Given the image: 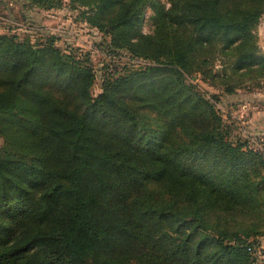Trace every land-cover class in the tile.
Masks as SVG:
<instances>
[{
    "label": "trees",
    "instance_id": "obj_1",
    "mask_svg": "<svg viewBox=\"0 0 264 264\" xmlns=\"http://www.w3.org/2000/svg\"><path fill=\"white\" fill-rule=\"evenodd\" d=\"M70 2L111 35V57L127 48L167 64L125 68L92 95L91 65L75 51L0 33V131L8 137L0 144V264H255L249 237L264 235V157L247 138L233 140L211 99L181 76L200 71L217 85L221 73L211 62L238 49L232 68L240 78L254 67L264 78V53L249 46L264 0ZM148 6L155 24L145 32ZM160 80L172 122L200 137L196 145L162 146L129 104L135 89L154 90ZM254 156L259 162L249 163ZM153 181L174 200L154 199ZM181 196L201 203L186 211L177 205ZM221 201L224 226L214 229L205 218Z\"/></svg>",
    "mask_w": 264,
    "mask_h": 264
},
{
    "label": "rangeland",
    "instance_id": "obj_2",
    "mask_svg": "<svg viewBox=\"0 0 264 264\" xmlns=\"http://www.w3.org/2000/svg\"><path fill=\"white\" fill-rule=\"evenodd\" d=\"M60 1V6L44 8L35 6V3L31 4L30 0H0V33L6 32L9 35L14 33L18 40L28 41L34 46L53 41V45L62 51H75L77 57L84 60V63L87 61L91 65L94 73L90 85L92 95H97L103 90L105 78L123 73L127 68L135 70L144 69L150 65L167 64L152 59L147 60L141 56L134 57L127 48H120L117 53H112L114 56L111 57V48L108 42L111 35L87 22L79 9L71 5L70 0ZM163 1L167 5L169 4L168 0ZM153 14L154 10L148 6L143 23L145 32H150L154 28ZM251 28L253 36L250 38L249 46H252V50L260 55L264 53V7L252 23ZM220 40V35L213 36L214 44L220 45ZM237 51L238 49L226 50V54L215 57L211 62L215 71L221 73L217 85H212L200 71L192 74L182 72L183 76H181L184 83L194 87L206 98L211 99L217 113L223 119L222 123L230 129V135L235 141L238 137L248 140L249 136H264V78L255 76L260 73V70L258 67H254L248 70L241 79V70L232 68L233 57ZM195 57L201 58L199 54H196ZM224 72L226 73L225 76H223ZM165 77L180 79L177 73H169ZM221 79L224 84H222ZM163 82L161 80L156 82L157 86L154 90L148 84L135 89L127 97L129 104L138 114L145 117L147 125L154 134L153 136L162 140V146L196 145L200 137L192 140V136L184 126L185 123L172 122L167 99L158 90L163 87L159 86ZM227 85H234L233 92L225 91ZM154 99H159L158 105L153 103ZM255 122H258V126H255ZM7 139L8 137L0 131V144H4ZM181 155L185 159L190 156L187 152H182ZM248 161L249 163L252 161L259 162L256 156L249 157ZM195 163L199 166L200 160H196ZM260 177L263 179L264 173L261 172ZM147 186L152 192V197L158 202L167 203L174 200L164 183L153 181L149 182ZM200 203L201 198L192 200L186 196H181L177 199V205L186 211L190 210V206L195 209ZM225 212L227 211L221 201V204L214 208L209 217L205 219L213 222L214 229L222 228ZM252 237H255V247L258 254L255 264H264V235L251 236L249 239ZM86 259L88 263L94 261L91 254Z\"/></svg>",
    "mask_w": 264,
    "mask_h": 264
},
{
    "label": "built area",
    "instance_id": "obj_3",
    "mask_svg": "<svg viewBox=\"0 0 264 264\" xmlns=\"http://www.w3.org/2000/svg\"><path fill=\"white\" fill-rule=\"evenodd\" d=\"M248 145L250 148L260 153L264 157V136L254 135L249 136Z\"/></svg>",
    "mask_w": 264,
    "mask_h": 264
},
{
    "label": "crops",
    "instance_id": "obj_4",
    "mask_svg": "<svg viewBox=\"0 0 264 264\" xmlns=\"http://www.w3.org/2000/svg\"><path fill=\"white\" fill-rule=\"evenodd\" d=\"M244 105H245V106H248L247 104H244ZM256 118H257V117H256ZM257 124H258V122H257V123L255 122V126H258ZM254 128H255V127H254Z\"/></svg>",
    "mask_w": 264,
    "mask_h": 264
}]
</instances>
